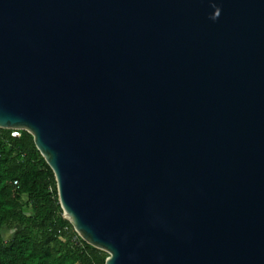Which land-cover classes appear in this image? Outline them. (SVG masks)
<instances>
[{
	"label": "water",
	"instance_id": "water-1",
	"mask_svg": "<svg viewBox=\"0 0 264 264\" xmlns=\"http://www.w3.org/2000/svg\"><path fill=\"white\" fill-rule=\"evenodd\" d=\"M0 127L105 264H264V0H0Z\"/></svg>",
	"mask_w": 264,
	"mask_h": 264
},
{
	"label": "trees",
	"instance_id": "trees-1",
	"mask_svg": "<svg viewBox=\"0 0 264 264\" xmlns=\"http://www.w3.org/2000/svg\"><path fill=\"white\" fill-rule=\"evenodd\" d=\"M106 257L62 216L54 173L32 134L0 127V264H105Z\"/></svg>",
	"mask_w": 264,
	"mask_h": 264
},
{
	"label": "rangeland",
	"instance_id": "rangeland-1",
	"mask_svg": "<svg viewBox=\"0 0 264 264\" xmlns=\"http://www.w3.org/2000/svg\"><path fill=\"white\" fill-rule=\"evenodd\" d=\"M11 232H12V231H10V230L4 228V229L2 230V235H3V237L8 238Z\"/></svg>",
	"mask_w": 264,
	"mask_h": 264
}]
</instances>
